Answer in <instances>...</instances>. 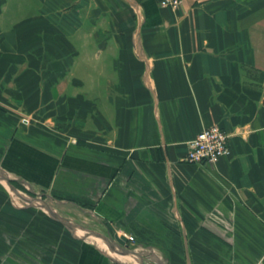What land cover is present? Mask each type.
I'll use <instances>...</instances> for the list:
<instances>
[{"label": "crops", "instance_id": "obj_1", "mask_svg": "<svg viewBox=\"0 0 264 264\" xmlns=\"http://www.w3.org/2000/svg\"><path fill=\"white\" fill-rule=\"evenodd\" d=\"M0 101V264H264V0H0Z\"/></svg>", "mask_w": 264, "mask_h": 264}, {"label": "built area", "instance_id": "obj_2", "mask_svg": "<svg viewBox=\"0 0 264 264\" xmlns=\"http://www.w3.org/2000/svg\"><path fill=\"white\" fill-rule=\"evenodd\" d=\"M181 0H161L163 6L177 8ZM23 121H29L23 117ZM231 153L230 134L218 124L203 127L186 142L183 159L191 163L213 164ZM129 241H134L133 234H127Z\"/></svg>", "mask_w": 264, "mask_h": 264}, {"label": "rangeland", "instance_id": "obj_3", "mask_svg": "<svg viewBox=\"0 0 264 264\" xmlns=\"http://www.w3.org/2000/svg\"><path fill=\"white\" fill-rule=\"evenodd\" d=\"M19 1V0H18ZM77 44H83V42L80 40H78ZM78 58H81L82 61H84V54L83 53H77ZM78 71L81 73L80 76H84L85 70L83 68H80V70L78 69ZM5 103L6 102H1L0 101V107L1 108H5ZM11 103V102H10ZM78 109H80V102H78L77 107ZM26 117V116H25ZM28 120L30 121L29 117ZM32 120V119H31ZM22 122L23 121V117L21 119ZM29 121L25 122L28 123ZM2 152H0L1 154ZM0 176H3L4 178H7L9 176H7L6 171L2 168V162H1V158H0ZM8 179V178H7ZM2 179L0 178V184H2L0 187L1 188H6L8 190V192L14 197L16 198V200L18 202L21 203H33V204H37L39 206H44L47 205V197H45V193L42 191L36 192L31 190V188H29L25 183H23V181L21 180H14L10 178L9 183L4 179L3 181H1ZM3 182V183H2ZM5 184V185H4ZM6 186V187H4ZM21 196L24 197L25 199H27V201H23V199H21ZM29 201V202H28ZM78 232L83 233L84 231H81L80 229H78ZM113 254L115 255L116 253L113 252ZM153 260V259H152ZM162 263H164L163 261H161ZM148 263V262H147ZM128 264H140V259L139 257L136 255L134 257V260L131 259V261L128 262Z\"/></svg>", "mask_w": 264, "mask_h": 264}, {"label": "water", "instance_id": "obj_4", "mask_svg": "<svg viewBox=\"0 0 264 264\" xmlns=\"http://www.w3.org/2000/svg\"><path fill=\"white\" fill-rule=\"evenodd\" d=\"M0 178L3 180L5 179L9 183L7 178H4L3 176H0ZM115 240L124 249V251L133 253V251L128 248L127 237L124 234L121 236L115 235Z\"/></svg>", "mask_w": 264, "mask_h": 264}]
</instances>
